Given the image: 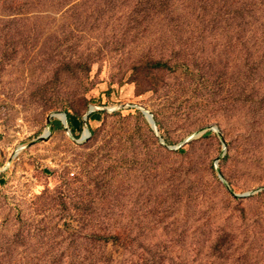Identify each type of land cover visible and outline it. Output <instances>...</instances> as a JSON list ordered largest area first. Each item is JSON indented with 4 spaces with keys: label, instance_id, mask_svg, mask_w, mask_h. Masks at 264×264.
I'll return each instance as SVG.
<instances>
[{
    "label": "rangeland",
    "instance_id": "rangeland-1",
    "mask_svg": "<svg viewBox=\"0 0 264 264\" xmlns=\"http://www.w3.org/2000/svg\"><path fill=\"white\" fill-rule=\"evenodd\" d=\"M129 6L101 25L105 44L71 6L0 15V246L48 261L62 230L122 229L178 262L264 264V68L254 79L248 37L135 38L120 31ZM73 40L103 47L90 73L70 60ZM145 55L172 68L133 71Z\"/></svg>",
    "mask_w": 264,
    "mask_h": 264
},
{
    "label": "trees",
    "instance_id": "trees-1",
    "mask_svg": "<svg viewBox=\"0 0 264 264\" xmlns=\"http://www.w3.org/2000/svg\"><path fill=\"white\" fill-rule=\"evenodd\" d=\"M89 1L0 0V15L10 18L13 16L16 20L31 15L34 6L45 4H54L61 8L71 6L76 18L73 15L72 17L77 23L78 21L92 23L89 32L93 33L99 31L103 23L112 20L110 15L118 5H130L125 14L126 25L120 29L125 35L137 33L135 38L151 39L149 36L151 33L152 36L165 39L164 36L167 34L172 36L189 30V33L208 34L214 37L235 34L234 37L238 39L247 36L246 47L250 55L248 63L254 79L256 76L254 73L264 68V0H97L96 11L81 10V14H78V8L88 7ZM107 6L112 8L107 9ZM104 32L99 31L98 36L103 40L102 44L108 42ZM73 41L68 48L73 51L70 60L79 62V67L84 73H90L92 66L104 53L103 47L102 49L98 47L96 52H92L89 46L85 53L81 52L80 40ZM140 68L167 70L172 66L163 58L145 55L140 56L132 70L138 72ZM154 118L156 125L159 126L158 120L155 116ZM89 129L93 135L94 130L91 127ZM62 232L65 240L60 242L59 258L37 262L24 261L16 257V254L21 255V246H18L15 240L0 246V264H204L203 253L200 251L178 262L167 257L166 247H146L128 242L124 238L129 239L128 236L132 234L130 230H92L84 234L79 228H69ZM225 236L227 240H231V233L225 232ZM83 239L93 245L92 248L84 246L81 242ZM110 245L118 248L121 253L114 256L107 250ZM222 249L224 247L220 244L210 246L208 253L215 257L214 255Z\"/></svg>",
    "mask_w": 264,
    "mask_h": 264
},
{
    "label": "water",
    "instance_id": "water-1",
    "mask_svg": "<svg viewBox=\"0 0 264 264\" xmlns=\"http://www.w3.org/2000/svg\"><path fill=\"white\" fill-rule=\"evenodd\" d=\"M63 115L67 119V114H63ZM145 115H146L147 119L149 120L150 124L152 125V128H156V122L154 120V117L148 112H145ZM87 134L90 135V132L87 131ZM49 135H50V131H47V133L45 134V136L42 137V139L48 138Z\"/></svg>",
    "mask_w": 264,
    "mask_h": 264
},
{
    "label": "bare ground",
    "instance_id": "bare-ground-1",
    "mask_svg": "<svg viewBox=\"0 0 264 264\" xmlns=\"http://www.w3.org/2000/svg\"><path fill=\"white\" fill-rule=\"evenodd\" d=\"M59 117H60L61 119H63V120L66 119L64 115H60Z\"/></svg>",
    "mask_w": 264,
    "mask_h": 264
}]
</instances>
